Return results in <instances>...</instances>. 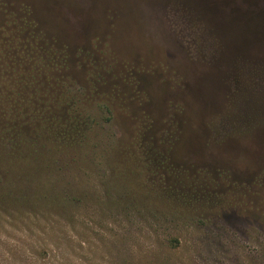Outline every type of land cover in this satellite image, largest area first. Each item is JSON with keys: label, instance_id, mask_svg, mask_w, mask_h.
I'll use <instances>...</instances> for the list:
<instances>
[{"label": "rangeland", "instance_id": "1", "mask_svg": "<svg viewBox=\"0 0 264 264\" xmlns=\"http://www.w3.org/2000/svg\"><path fill=\"white\" fill-rule=\"evenodd\" d=\"M261 59L264 0H0V264H264Z\"/></svg>", "mask_w": 264, "mask_h": 264}, {"label": "trees", "instance_id": "2", "mask_svg": "<svg viewBox=\"0 0 264 264\" xmlns=\"http://www.w3.org/2000/svg\"><path fill=\"white\" fill-rule=\"evenodd\" d=\"M261 63H264V61L261 59ZM22 213H27V215H26V217H28V218H30V216H31V213L30 212H27V211H29V210H24V209H22Z\"/></svg>", "mask_w": 264, "mask_h": 264}]
</instances>
